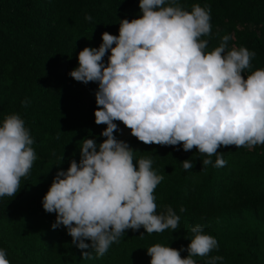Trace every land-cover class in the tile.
<instances>
[{
	"label": "trees",
	"instance_id": "obj_1",
	"mask_svg": "<svg viewBox=\"0 0 264 264\" xmlns=\"http://www.w3.org/2000/svg\"><path fill=\"white\" fill-rule=\"evenodd\" d=\"M177 2L187 11L194 4L210 8L211 33L202 37L208 40L206 51L227 34L232 37L229 49L255 52L245 78L264 69V0ZM140 15L139 0H0V122L18 114L36 154L19 191L0 197V249L9 264H150L148 247L186 248L195 225L218 241L207 256L193 257L196 264L213 256L224 258L217 264H264V145L221 146L218 152L226 165L203 166L208 157L195 147L184 151L182 145H146L114 121L118 131L113 135L119 140L124 131L122 141L136 151L134 162L151 158L152 169L164 177L153 193L157 213L171 206L180 216L178 228L152 234L142 227L127 229L104 256L95 258L93 251V259H82L66 228L51 227L56 213L44 211L42 198L57 171H66L71 160L79 163L83 139H94L97 145L106 139L100 135L106 125H97L94 117L98 84L75 81L68 73L78 66L79 51L98 48L102 33L116 36L119 20ZM187 159L193 166L185 170L182 161ZM211 159L215 164L216 156ZM180 255L184 258L187 252Z\"/></svg>",
	"mask_w": 264,
	"mask_h": 264
},
{
	"label": "clouds",
	"instance_id": "obj_2",
	"mask_svg": "<svg viewBox=\"0 0 264 264\" xmlns=\"http://www.w3.org/2000/svg\"><path fill=\"white\" fill-rule=\"evenodd\" d=\"M139 9V18L119 20L118 35L104 32L98 48L79 51L78 66L68 73L75 81L98 84L94 117L97 125H106L100 133L106 139L98 145L83 139L79 163L71 160L66 171H57L42 207L56 213L51 227L66 228L82 259H93V251L95 258L104 256L127 229L175 231L180 220L171 206L157 213L153 193L164 177L152 169L151 158L134 162L136 151L113 135L118 131L114 121L146 145H182L184 151L195 147L208 157L203 166L226 165L218 152L221 146L264 145V69L245 78L255 52L229 49L232 37L227 34L219 46L206 51L208 40L202 37L211 33L208 6L194 4L187 11L177 0H139ZM21 103L26 106L28 101ZM33 143L18 114L0 122V197L19 191L21 178L36 160ZM182 164L185 170L193 166L189 159ZM190 232L186 248L148 247L150 264H196L193 257L218 248L217 239L205 234L202 225ZM181 251L187 256L181 258ZM223 259L213 256L205 264ZM0 264H9L3 249Z\"/></svg>",
	"mask_w": 264,
	"mask_h": 264
},
{
	"label": "rangeland",
	"instance_id": "obj_3",
	"mask_svg": "<svg viewBox=\"0 0 264 264\" xmlns=\"http://www.w3.org/2000/svg\"><path fill=\"white\" fill-rule=\"evenodd\" d=\"M121 134V138L119 140H123V137H124V131L120 132Z\"/></svg>",
	"mask_w": 264,
	"mask_h": 264
}]
</instances>
